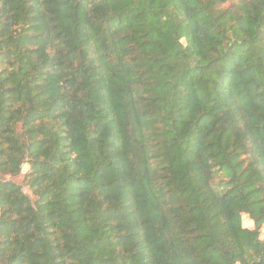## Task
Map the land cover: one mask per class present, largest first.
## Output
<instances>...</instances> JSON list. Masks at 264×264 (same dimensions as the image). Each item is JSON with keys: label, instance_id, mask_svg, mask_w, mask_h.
<instances>
[{"label": "trees", "instance_id": "trees-1", "mask_svg": "<svg viewBox=\"0 0 264 264\" xmlns=\"http://www.w3.org/2000/svg\"><path fill=\"white\" fill-rule=\"evenodd\" d=\"M263 227L264 0H0V264H264Z\"/></svg>", "mask_w": 264, "mask_h": 264}, {"label": "rangeland", "instance_id": "rangeland-1", "mask_svg": "<svg viewBox=\"0 0 264 264\" xmlns=\"http://www.w3.org/2000/svg\"><path fill=\"white\" fill-rule=\"evenodd\" d=\"M27 170H28V166L23 165L19 175L15 176V177H6L5 179H7V180L15 183L16 185L20 186L22 188L23 193L26 194L34 202L36 200V197L29 190L27 183H26V179H25V174L27 173ZM242 226L244 228L252 229L253 223L251 220H249V218L247 216H244L242 218ZM260 234H261V239L264 240V227L261 229Z\"/></svg>", "mask_w": 264, "mask_h": 264}]
</instances>
